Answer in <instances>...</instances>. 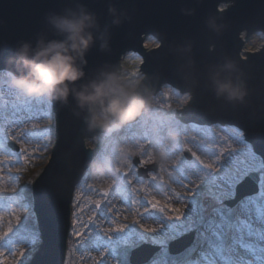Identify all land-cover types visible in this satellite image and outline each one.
<instances>
[{"label":"rangeland","instance_id":"obj_1","mask_svg":"<svg viewBox=\"0 0 264 264\" xmlns=\"http://www.w3.org/2000/svg\"><path fill=\"white\" fill-rule=\"evenodd\" d=\"M243 37L247 52L256 51L264 42L263 34L253 41ZM146 44L148 48L158 46L153 39ZM142 62L139 55L126 58L128 82L140 81ZM8 79L0 73V113L5 116L0 123L23 153V163H16L7 149L0 152V238L18 224L24 228L13 233L15 243L0 249V259L8 264H31L42 244L33 185L50 159L56 123L51 96H27L10 86ZM191 98L165 85L136 124L113 127L86 140V146L92 145L89 148L96 152L95 163L81 183L82 192L74 193L64 264H132V251L143 244L160 250L147 260H142L145 251H141L138 258L142 261L136 264H156L159 258L170 264H264L263 160L250 152L241 131L185 123L181 110ZM14 112L18 113L16 122ZM128 147L137 149L138 155L126 152ZM185 150L191 159L185 157ZM153 158L154 162H143ZM198 166L203 176L190 180L185 172L198 170ZM254 172L260 176L258 193L229 207L237 185ZM186 195H190L186 202L191 215L167 202V197L182 202ZM84 214L87 219L82 221ZM158 220L166 229H148ZM204 225L214 233L200 231ZM187 235L192 240L177 244L179 249L172 253L171 243ZM198 243L206 246L200 254ZM70 252L74 253L71 259ZM183 253L194 254V258L175 260Z\"/></svg>","mask_w":264,"mask_h":264},{"label":"water","instance_id":"obj_2","mask_svg":"<svg viewBox=\"0 0 264 264\" xmlns=\"http://www.w3.org/2000/svg\"><path fill=\"white\" fill-rule=\"evenodd\" d=\"M81 5L98 18L100 29L93 30L94 37L105 25L109 26V47L101 50L100 39H95L86 54V75L76 82L77 88L97 77L101 70L121 71L123 56L137 53L143 61V79L138 89L146 99L151 102L165 85L190 94L188 106L181 110L185 123L237 128L264 162V42L243 57V36L253 41L264 35V0H0V73L9 70L20 74L14 65L6 63L20 44L28 42L35 47L41 36L63 39L48 18L76 11ZM221 5L227 6L223 12L219 11ZM110 6L120 15L122 23L118 26L111 24ZM182 9L194 10V14L185 15ZM150 37L158 47H145ZM228 63L233 68L223 70ZM217 72L221 79L243 84V101L216 95L212 76ZM51 101L55 144L33 185L42 244L31 264L65 263L75 189L95 163L94 150L86 146V140L106 132L89 130L87 112L77 106L71 95L66 104L53 97ZM184 155L191 159L188 150ZM124 177L122 174L123 180ZM259 182V173L249 174L237 185L235 197L227 205L234 207L257 194ZM191 240L192 235H187L172 242L171 252L179 249L177 244ZM159 250L160 247L143 244L132 251L131 263L147 260ZM141 251H145L142 260L138 258Z\"/></svg>","mask_w":264,"mask_h":264},{"label":"clouds","instance_id":"obj_3","mask_svg":"<svg viewBox=\"0 0 264 264\" xmlns=\"http://www.w3.org/2000/svg\"><path fill=\"white\" fill-rule=\"evenodd\" d=\"M226 7L219 6V11L223 12ZM108 11L113 17L111 24L120 25L122 20L117 9L110 6ZM181 11L185 15L194 14V10ZM48 22L63 39L47 40L41 36L35 47L28 42L20 44L14 54L6 59V63L14 65L20 73L3 72L9 78L10 86L27 96H51L62 104H66L71 95L77 106L87 112L85 122L89 130L110 131L136 119L150 103L138 89L139 80L130 83L120 70H101L97 77L76 87V82L86 75V54L95 39H100L101 50L108 49L109 26L105 25L99 36L94 37L93 30L100 29L98 18L82 5L76 11L68 10L65 15L54 14L48 18ZM211 26L215 27L214 24ZM232 68L231 63L223 65V70ZM212 83L216 95L225 96L229 101H243L246 95L242 83L221 79L219 72L212 76ZM125 151L133 156L138 155V150L131 147Z\"/></svg>","mask_w":264,"mask_h":264},{"label":"bare ground","instance_id":"obj_4","mask_svg":"<svg viewBox=\"0 0 264 264\" xmlns=\"http://www.w3.org/2000/svg\"><path fill=\"white\" fill-rule=\"evenodd\" d=\"M156 47H158V46H156ZM156 47H154V48H156ZM186 106H188V104L186 105ZM140 117H141V115L139 116V118L137 119V120H135L134 122H131V123H129V124H127V125H121V126H119V127H117V128H119V129H121V128H124L125 126H129V125H134V124H136L138 121H139V119H140ZM191 125H195V124H191ZM231 128H233V129H236L237 131H241V130H239V129H237V128H234V127H231ZM121 132H123L122 130H121ZM242 132V131H241ZM249 146H250V152H252V153H254V149H253V147H252V145H250L249 144ZM134 148V147H133ZM96 152L94 151V154H95ZM94 157H95V155H94ZM94 159V158H93ZM199 167V169L198 170H192V171H190V172H188V171H186L185 172V174L188 176V178H190V180H195V179H199V178H201L202 176H203V173L200 171V169H201V167L200 166H198ZM262 167L264 168V162H263V164H262ZM189 185H191V184H189ZM187 190H191L190 188H188ZM79 191H81L82 192V184H80L79 186H77L76 187V189H75V192H79ZM183 198V200L184 201H182V202H176L174 199H171L170 197H167V202H170V206L172 205V204H175L176 206H178L179 208H178V210H180L182 213H186V214H189V215H191V206L186 202V201H188L189 200V198H190V195H186V196H184V197H182ZM232 200V199H231ZM231 200H229V201H231ZM169 204V203H168ZM177 210V207H175L173 210ZM126 212H123V214H125ZM242 213V211L238 214V216L240 215ZM246 218V217H245ZM81 219H82V221H85L86 219H87V216H86V214H84L82 217H81ZM116 219V218H115ZM249 219H250V216H249ZM123 223V222H122ZM151 223V222H150ZM187 224H189V223H187ZM207 225H204L203 227H204V229H201L200 231H203L205 234H207V235H212L213 233H214V229L213 228H209V229H207V227H206ZM162 228H164V229H166L165 227H164V223L163 222H161V221H152V223H151V227L150 226H148V229H154L155 230V232H161V231H163V229ZM105 235H109L108 234V232L105 230ZM74 235H77V232H74ZM199 245V246H198ZM200 245H202V243H198L197 244V252H199V254L201 253V252H204L205 251V248H206V246H200ZM74 253L73 252H70V259L72 258V255H73ZM183 255V256H182ZM181 256L180 255H178L176 258H175V260H180V258L181 257H189V258H194V254L192 255L191 253H183ZM173 259V258H172ZM91 261H93V260H91ZM103 261V260H102ZM163 263V264H170L169 263V261L167 260V262H163L160 258L159 259H157L154 263ZM171 264H174V263H171Z\"/></svg>","mask_w":264,"mask_h":264},{"label":"snow or ice","instance_id":"obj_5","mask_svg":"<svg viewBox=\"0 0 264 264\" xmlns=\"http://www.w3.org/2000/svg\"><path fill=\"white\" fill-rule=\"evenodd\" d=\"M17 116H18L17 112H14L12 114L13 122H16ZM0 121H5V116L3 115V113H0ZM25 135H28V133H25ZM19 139H23V136H21ZM13 145H16V143L8 139L7 133L5 131L4 123H0V152H5V149H7L6 154L14 156L16 163H23L22 160L23 153H21L18 147L14 148ZM101 195H106V194L101 193ZM124 202L131 205V201L125 200ZM23 228L24 226L22 223L18 224L16 228L12 229V231L9 232L6 236L0 238V249H4L10 246L11 244L15 243L13 239V233L19 234L22 232ZM0 264H8V262L5 259H0Z\"/></svg>","mask_w":264,"mask_h":264},{"label":"built area","instance_id":"obj_6","mask_svg":"<svg viewBox=\"0 0 264 264\" xmlns=\"http://www.w3.org/2000/svg\"><path fill=\"white\" fill-rule=\"evenodd\" d=\"M244 39H245V37H243ZM152 38L150 37V38H148L147 40H146V43H147V41H149V40H151ZM246 43H247V41H246V39H245V47H246ZM145 47H147V44H145ZM245 47H244V52H243V57H244V55H245V53L247 52L246 50H245ZM148 48V47H147ZM154 48V47H153ZM153 48H148V49H153ZM130 54H132V55H136V56H138L137 54H135L134 52H129V53H127V54H125L124 56H123V63H122V68H121V71H122V73H123V75L125 76V78L127 79V70H126V67H125V60H126V58L127 57H129L130 56ZM141 65H142V63H140L139 64V73H140V76L141 77H143V74H142V70H141ZM141 80V79H140ZM131 83V82H130Z\"/></svg>","mask_w":264,"mask_h":264}]
</instances>
